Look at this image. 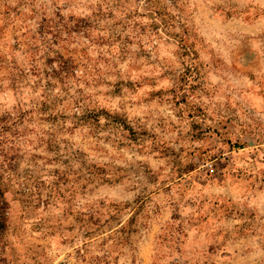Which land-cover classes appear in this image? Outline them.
Here are the masks:
<instances>
[{"label":"rangeland","instance_id":"obj_1","mask_svg":"<svg viewBox=\"0 0 264 264\" xmlns=\"http://www.w3.org/2000/svg\"><path fill=\"white\" fill-rule=\"evenodd\" d=\"M0 264H264V0H0Z\"/></svg>","mask_w":264,"mask_h":264},{"label":"trees","instance_id":"obj_2","mask_svg":"<svg viewBox=\"0 0 264 264\" xmlns=\"http://www.w3.org/2000/svg\"><path fill=\"white\" fill-rule=\"evenodd\" d=\"M1 198H2V192L0 191V201H1ZM0 208H1V206H0Z\"/></svg>","mask_w":264,"mask_h":264}]
</instances>
